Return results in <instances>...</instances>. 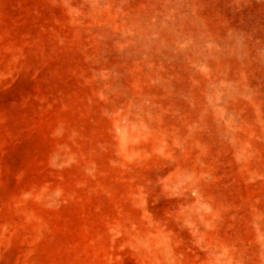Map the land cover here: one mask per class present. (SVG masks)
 <instances>
[{
  "label": "rangeland",
  "instance_id": "374dc122",
  "mask_svg": "<svg viewBox=\"0 0 264 264\" xmlns=\"http://www.w3.org/2000/svg\"><path fill=\"white\" fill-rule=\"evenodd\" d=\"M0 264H264V0H0Z\"/></svg>",
  "mask_w": 264,
  "mask_h": 264
}]
</instances>
